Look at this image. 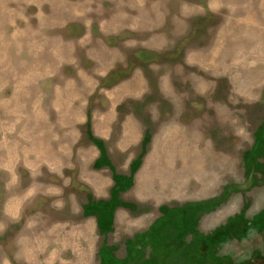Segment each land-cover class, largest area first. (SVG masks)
Segmentation results:
<instances>
[{"label":"rangeland","instance_id":"1","mask_svg":"<svg viewBox=\"0 0 264 264\" xmlns=\"http://www.w3.org/2000/svg\"><path fill=\"white\" fill-rule=\"evenodd\" d=\"M105 248L264 264V0H0V264Z\"/></svg>","mask_w":264,"mask_h":264},{"label":"trees","instance_id":"2","mask_svg":"<svg viewBox=\"0 0 264 264\" xmlns=\"http://www.w3.org/2000/svg\"><path fill=\"white\" fill-rule=\"evenodd\" d=\"M262 138H260V136H258L257 137V142H259V144H261V142L259 141V140H261ZM130 185H131V182H130ZM116 200H114V202H115ZM113 202V203H114ZM113 203H110V202H107L105 205L107 206V204H110L111 205V207H112V204ZM104 209L106 210L105 211V213H107L108 215H111V217H112V213L113 212H111V211H108V207H104ZM176 212L174 213V215L176 214V216H174V219H175V222L177 221V219L179 218L180 219V212L181 211H183L182 210V208L181 209H176L175 210ZM183 214V213H182ZM170 219H173V215L170 217ZM169 219V220H170ZM168 220V221H169ZM166 221V220H165ZM167 221V222H168ZM190 222H191V220H190V218H187V220H183V222H179V227L180 226H189L190 225ZM110 224H111V220H110V222H108V225H103V224H99V228H103V229H105V230H110L111 228H109L110 227ZM104 230V231H105ZM101 254H102V261H103V264H128V259H126V260H120V259H117V257L114 255V253L109 249V248H105L104 250H102L101 251ZM194 257H196V255L194 256ZM192 260H197V259H195V258H193V259H191L190 260V263H187V264H192ZM141 264H152V263H148V262H146L145 261V263L143 262V263H141Z\"/></svg>","mask_w":264,"mask_h":264}]
</instances>
